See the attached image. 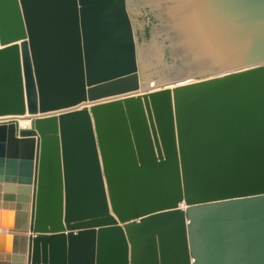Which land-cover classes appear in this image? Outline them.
<instances>
[{"label":"water","instance_id":"obj_1","mask_svg":"<svg viewBox=\"0 0 264 264\" xmlns=\"http://www.w3.org/2000/svg\"><path fill=\"white\" fill-rule=\"evenodd\" d=\"M143 2L145 79L127 0H0V264H264V0Z\"/></svg>","mask_w":264,"mask_h":264},{"label":"rangeland","instance_id":"obj_2","mask_svg":"<svg viewBox=\"0 0 264 264\" xmlns=\"http://www.w3.org/2000/svg\"><path fill=\"white\" fill-rule=\"evenodd\" d=\"M127 5L134 26L137 44L140 50L141 48L144 49L146 45L150 44L147 46L144 52L148 50V47L149 49L152 48L153 51L155 50L158 51V49H156L157 46L154 39H153L154 43L151 44L152 31H151L149 7L144 4L143 0H127ZM141 70L144 79L150 76H159V73L163 71V64L161 63L159 52H157L156 55H152L148 57L147 54L145 53L144 57H141ZM29 126H24V127H29Z\"/></svg>","mask_w":264,"mask_h":264},{"label":"bare ground","instance_id":"obj_3","mask_svg":"<svg viewBox=\"0 0 264 264\" xmlns=\"http://www.w3.org/2000/svg\"><path fill=\"white\" fill-rule=\"evenodd\" d=\"M157 49V48H156ZM154 50H155V48H154ZM157 50H155V51H153V49L152 48H150L149 49V47H148V50H146L145 52H144V54L146 53L147 54V57L148 56H152V55H156L157 54ZM189 82V81H188ZM152 83H154L153 81H152ZM183 83H187V81L186 82H183ZM18 119V124H19V126L20 127H22V128H28V127H24V126H29L30 125V121L28 120H26V119H23V118H17Z\"/></svg>","mask_w":264,"mask_h":264}]
</instances>
